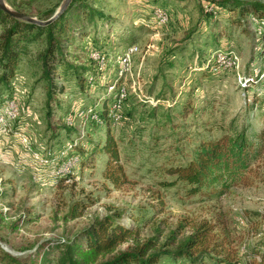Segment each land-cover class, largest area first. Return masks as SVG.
Returning a JSON list of instances; mask_svg holds the SVG:
<instances>
[{"label": "rangeland", "instance_id": "374dc122", "mask_svg": "<svg viewBox=\"0 0 264 264\" xmlns=\"http://www.w3.org/2000/svg\"><path fill=\"white\" fill-rule=\"evenodd\" d=\"M4 2L14 11L31 8L28 16L41 20L63 0ZM211 7L206 0H94L103 16L82 22L84 36L73 39L76 50L56 70L64 90L54 95L37 59L41 41L18 44L4 80L0 63V191L10 196L0 200V264H8L1 250L28 263L41 247L68 240L106 215L107 207L150 219L134 228L139 238L157 236L163 243L186 219L180 240L191 224L209 221L224 243L220 257L253 264L256 251H264V156L251 166L249 185L219 196L165 184L175 180L163 169L188 158L193 133L259 128L264 117V16L220 9L206 21L201 10ZM3 26L0 20V34ZM216 54L221 66L208 67ZM105 101L109 128L90 115ZM109 135L128 179L119 187L102 177L100 149ZM74 145L88 154L99 147L82 170ZM89 199L82 216L65 218L77 201ZM120 222L131 224L127 217ZM159 263L171 264L170 257Z\"/></svg>", "mask_w": 264, "mask_h": 264}, {"label": "trees", "instance_id": "16d2710c", "mask_svg": "<svg viewBox=\"0 0 264 264\" xmlns=\"http://www.w3.org/2000/svg\"><path fill=\"white\" fill-rule=\"evenodd\" d=\"M93 1L72 0L58 18L45 26L24 22L0 10V20L4 23L0 34V63L7 72V75H3V80L15 67L18 44L41 41L42 48L37 52V59L42 65L48 93L54 95L63 92V86L57 83V68L66 66L68 64L66 58L71 56V50H76L72 43L73 39L84 36L81 33L82 22L86 19L92 20L95 14L103 16L101 13H95ZM206 2L212 6L210 11L201 10V15L206 21L220 9L230 12L238 10V16L247 10L258 18L264 16V5L259 3H245L240 0H206ZM16 9L19 13L31 15V8L29 13L17 6ZM53 13V10L48 11L39 18L49 19ZM233 22L240 26L239 18ZM217 55L208 67L221 66L217 61ZM109 101L104 102L101 110L90 111L92 112L90 115L95 113L96 118L103 122L106 128L110 127L111 122ZM188 109V106L183 108L181 111L183 116ZM193 135L196 140L194 139L193 146L189 150L188 158L178 163H170L163 169L166 175L175 180L165 183L166 185L178 183L188 186L193 193L201 194L214 191V196L224 194L234 187L249 185L248 176L254 172L251 166L264 156V117L259 128L230 127L228 131L213 137L208 134L193 133ZM186 138H189V135H186ZM72 149L77 153L78 158L80 157L79 164L82 170L89 165V162H93V154L99 150V147L96 145L90 154L77 145L72 146ZM100 150L106 155L102 177L115 187L126 184L128 179L119 163L115 141L110 135ZM9 197L5 191H0L1 201L8 200ZM92 201V199L88 202L77 201L65 218L74 219L82 216L83 211ZM107 210L106 215L90 222L70 239L55 241L56 243L48 247H41L26 264H160L164 256L170 257L171 264H237L220 257L224 243L217 239L215 227L209 221L190 223V233L177 240V236L181 235L189 225V222L183 219L179 221L176 229L169 233L165 241L159 243L157 236L139 238L133 235L138 222L143 221V224H146L150 219H142V216H135L131 210L122 208L107 207ZM123 217H127L131 224L123 225L120 222ZM12 227L16 230L18 225L13 222ZM130 237L133 238L131 242H129ZM123 244L127 245L121 249L120 246ZM170 246H174V249L169 250ZM254 256L255 258L258 256L259 260L256 261L254 258L253 264H264V251H256ZM1 260H6L8 264H20L18 259L2 250Z\"/></svg>", "mask_w": 264, "mask_h": 264}, {"label": "water", "instance_id": "95a60500", "mask_svg": "<svg viewBox=\"0 0 264 264\" xmlns=\"http://www.w3.org/2000/svg\"><path fill=\"white\" fill-rule=\"evenodd\" d=\"M71 1L72 0H63L59 9L54 13V15L52 17H50V19H48L46 21H41V20L35 19L31 16L24 15L22 13L14 11L7 6V4L4 2V0H0V10L3 11L4 13H6L7 15H10L11 17L22 20L24 22L36 24L38 26H45V25L49 24L51 21L58 18L68 8Z\"/></svg>", "mask_w": 264, "mask_h": 264}]
</instances>
